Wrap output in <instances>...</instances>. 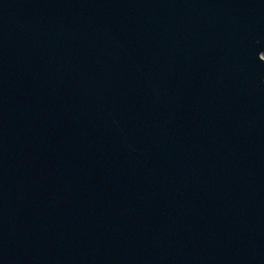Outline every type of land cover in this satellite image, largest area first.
<instances>
[{
	"label": "water",
	"instance_id": "water-1",
	"mask_svg": "<svg viewBox=\"0 0 264 264\" xmlns=\"http://www.w3.org/2000/svg\"><path fill=\"white\" fill-rule=\"evenodd\" d=\"M0 264H264V0H0Z\"/></svg>",
	"mask_w": 264,
	"mask_h": 264
}]
</instances>
